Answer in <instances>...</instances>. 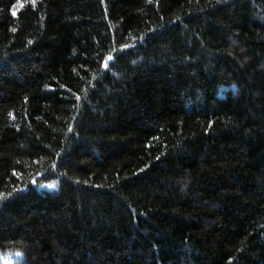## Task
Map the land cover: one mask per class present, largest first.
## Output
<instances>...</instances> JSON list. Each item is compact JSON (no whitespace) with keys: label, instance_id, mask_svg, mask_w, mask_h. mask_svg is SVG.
I'll list each match as a JSON object with an SVG mask.
<instances>
[{"label":"trees","instance_id":"trees-1","mask_svg":"<svg viewBox=\"0 0 264 264\" xmlns=\"http://www.w3.org/2000/svg\"><path fill=\"white\" fill-rule=\"evenodd\" d=\"M0 251L264 264V0H0Z\"/></svg>","mask_w":264,"mask_h":264},{"label":"rangeland","instance_id":"rangeland-1","mask_svg":"<svg viewBox=\"0 0 264 264\" xmlns=\"http://www.w3.org/2000/svg\"><path fill=\"white\" fill-rule=\"evenodd\" d=\"M53 187L54 184L52 182H43L40 185V188H46V189H51ZM21 259H22V252L20 251H16V252L0 251V264H22Z\"/></svg>","mask_w":264,"mask_h":264},{"label":"snow or ice","instance_id":"snow-or-ice-1","mask_svg":"<svg viewBox=\"0 0 264 264\" xmlns=\"http://www.w3.org/2000/svg\"><path fill=\"white\" fill-rule=\"evenodd\" d=\"M32 2L34 3V2H35V0H32ZM125 47H127V46H125ZM109 59H111V57H109Z\"/></svg>","mask_w":264,"mask_h":264}]
</instances>
